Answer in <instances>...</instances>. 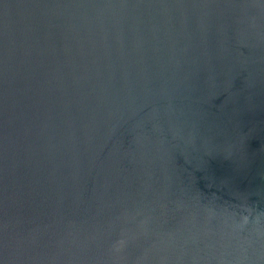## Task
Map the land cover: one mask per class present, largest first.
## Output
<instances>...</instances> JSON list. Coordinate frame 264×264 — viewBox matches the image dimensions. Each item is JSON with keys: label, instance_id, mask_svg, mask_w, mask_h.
Wrapping results in <instances>:
<instances>
[{"label": "water", "instance_id": "obj_1", "mask_svg": "<svg viewBox=\"0 0 264 264\" xmlns=\"http://www.w3.org/2000/svg\"><path fill=\"white\" fill-rule=\"evenodd\" d=\"M0 264H264V0H0Z\"/></svg>", "mask_w": 264, "mask_h": 264}]
</instances>
